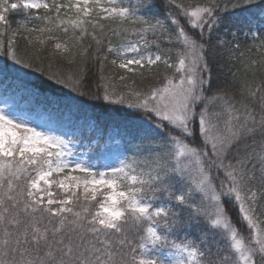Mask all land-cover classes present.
Returning <instances> with one entry per match:
<instances>
[{
  "label": "snow or ice",
  "instance_id": "obj_1",
  "mask_svg": "<svg viewBox=\"0 0 264 264\" xmlns=\"http://www.w3.org/2000/svg\"><path fill=\"white\" fill-rule=\"evenodd\" d=\"M33 74L125 120L21 119ZM0 264H264V0H0Z\"/></svg>",
  "mask_w": 264,
  "mask_h": 264
},
{
  "label": "trees",
  "instance_id": "obj_2",
  "mask_svg": "<svg viewBox=\"0 0 264 264\" xmlns=\"http://www.w3.org/2000/svg\"><path fill=\"white\" fill-rule=\"evenodd\" d=\"M37 76L38 74H33L30 78V87L35 88V90L39 93V97L37 99L20 101L16 110L34 109L35 111H46L50 116V120L54 124H60L62 126L68 125L71 128H74L76 125L79 126L80 124H83L85 117H88L90 122L96 123L106 130L110 125H115L125 120L127 110L121 109L119 106H108L102 104L101 102L88 100L87 98H81L78 96H76V99H83L84 104H71L68 102L67 96H75L74 93H69L67 89H63L60 85H57L52 81H48L43 77L37 78ZM46 99L59 102L58 110L57 106L47 104ZM66 104L68 105V108H65ZM69 108L72 113L71 120L68 118ZM61 112L63 115L60 114ZM114 138L119 140L118 137Z\"/></svg>",
  "mask_w": 264,
  "mask_h": 264
},
{
  "label": "rangeland",
  "instance_id": "obj_3",
  "mask_svg": "<svg viewBox=\"0 0 264 264\" xmlns=\"http://www.w3.org/2000/svg\"><path fill=\"white\" fill-rule=\"evenodd\" d=\"M16 111L19 118L27 120L29 122H33V121L38 122L44 126L45 130H52L57 134H60L62 132L71 133V131L73 130V128L69 127L68 125L62 126L60 124L52 123V121L50 120V116L46 111H39V110L34 111V109L32 110L22 109ZM75 127H78V125H76ZM72 147L76 153L83 154L84 158L87 159L91 157L89 162L92 164H99L103 162L112 163L114 162V156L116 154V151L118 150V139L117 138L113 139V142H111L110 144L111 150L104 151L102 156H97V153L95 152H85L84 147L82 146V144L79 143L72 145Z\"/></svg>",
  "mask_w": 264,
  "mask_h": 264
}]
</instances>
